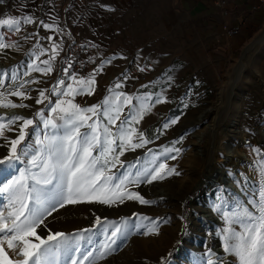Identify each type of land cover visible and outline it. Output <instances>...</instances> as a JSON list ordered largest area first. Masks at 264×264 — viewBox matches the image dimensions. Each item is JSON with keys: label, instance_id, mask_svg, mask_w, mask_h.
<instances>
[{"label": "rangeland", "instance_id": "obj_1", "mask_svg": "<svg viewBox=\"0 0 264 264\" xmlns=\"http://www.w3.org/2000/svg\"><path fill=\"white\" fill-rule=\"evenodd\" d=\"M195 3L194 0H12L6 5L0 1V18L30 16L34 21L32 24L22 23L19 33L0 28L4 42L17 46L0 49V64L4 67L0 75L6 74L5 87L0 91L7 95L21 82L39 81L26 85L24 91L29 99L7 95L12 103H24L28 107L0 108V118H3L0 123H7L16 115L34 121L26 141L20 146L29 148V156L24 157V162L18 163L15 169L0 171V186L12 175H18L19 168L30 167L26 161L38 150L37 139L43 140L46 133L54 131L51 127H44L43 119L52 118L55 123H62L57 119V113H51V107L55 106L58 98H73L53 94L52 89L59 80H63L59 72L72 40H77L82 49L85 72L68 66L65 83L59 86L58 91L68 84L79 87L76 80L88 79L95 74L93 94L76 95L74 103L89 107L101 104L106 96L122 92L133 97L131 104H122L120 115L124 119L139 108L136 97H152L145 101L150 106L154 105L150 112L139 124L132 125L145 133L150 143L134 151H126L120 157L124 166H109V174L115 179L128 171L134 174L145 166L150 169L157 167L161 162L167 166L163 179L127 185L129 191L139 193L151 203L125 200L112 206L95 202L69 204L48 216L46 227L37 229L38 234L46 237L51 231L75 236L90 229V232H83L86 239L81 241V248L93 250L114 230L107 222H115L121 226L123 235L113 245L111 255L97 264H129L125 257H129L132 264H162V261L165 264H207L209 255L216 261L210 248L213 231L215 247L219 246L226 258L223 264H236V258L225 253L221 237L228 227L236 231L240 228L236 224L229 225L224 213L245 207L255 211L248 202L258 201L264 181L260 175L264 145L258 144L259 130L264 127V21L242 34L240 42L214 43L213 38L206 34L207 30L202 29L201 22L193 16ZM53 45H59L58 54L50 60L54 55ZM44 60H50L53 68L50 74L29 72V63L34 62L43 68ZM98 68L101 70L96 72ZM13 69L16 81L11 79ZM4 70L7 72L3 73ZM26 72L29 74L25 75ZM117 83L120 88H116ZM42 89L47 90L48 99L37 104ZM157 96L165 102L156 104ZM6 110L13 112L4 116L2 112ZM203 110L205 114L198 119ZM37 112L42 113L43 119L36 115ZM176 117H179L178 122L164 129L163 125ZM235 117L236 125L228 129L229 122ZM100 120L102 124L107 123L102 115ZM20 123L15 122L6 130L5 135L9 139L16 138ZM112 131L115 132L116 128L112 127ZM245 133L253 139L251 147L240 144ZM194 134L199 135L201 141H196ZM228 141L251 156V161L240 163L239 177L233 179L235 185L246 189L248 205L236 203L234 195L223 201L225 207L214 204L211 209L219 216L220 223L211 228L210 223L199 218L206 197L197 192V185L205 173L208 176V170L214 171L212 166L216 168L224 162L220 148ZM133 142L139 141L135 139ZM195 145L200 146V154L194 150ZM166 148L181 151L166 153ZM8 150V142L0 138V157L7 155ZM153 155L157 157L155 165L148 163ZM129 164L135 167L129 170ZM206 165L210 167L206 168ZM172 169L178 174L168 175ZM187 195L192 196L195 205L190 212L185 204ZM7 203V195L0 193V211L5 214ZM97 217L101 219V225L96 224ZM151 221L157 222L158 234L143 235L153 227ZM89 236L91 244L87 243ZM71 255L79 257V253ZM11 257L13 260L21 258L16 252ZM64 261L61 256L60 264Z\"/></svg>", "mask_w": 264, "mask_h": 264}, {"label": "snow or ice", "instance_id": "obj_2", "mask_svg": "<svg viewBox=\"0 0 264 264\" xmlns=\"http://www.w3.org/2000/svg\"><path fill=\"white\" fill-rule=\"evenodd\" d=\"M33 22L30 16H24L22 19L7 16L0 18V28L19 33L22 23L32 24ZM43 27L50 28L51 26L43 25ZM16 47L14 43L4 42V36L0 35V49ZM58 48L59 45H53L54 55L50 60L58 54ZM41 54H43V49H41ZM50 60L42 62L45 65L43 68L34 62L29 63L27 65L29 72L38 71L45 75L50 74L53 71ZM69 66H71L70 62ZM100 70L98 68L96 72ZM140 70L144 71V69ZM64 72L68 74L67 69H64ZM5 75H0V88L5 87ZM11 79L16 81L15 69H13ZM28 83H39V81L21 82L18 87L14 86V90L8 92L7 95L20 97L23 100L29 99L24 91ZM64 83V80H59L57 86L52 89L53 94L73 99L58 98L55 106L50 110L51 113L58 114L57 119L62 123H55L52 118L43 119L41 112L36 113L43 119L44 127L46 129L51 127L54 131L51 134L46 133L43 140L37 139L36 143L39 148L26 161L30 167L19 168L18 175H12L0 186V193H5L8 200L5 206L7 214L0 211V264H60L61 256L65 258L64 264H97L114 250L113 245L123 235L121 226L116 225L115 222H107L114 230L93 250H82L81 248V241L86 239L83 232H90V229H85L75 236L49 231L46 237L38 234L37 229L42 226L46 227L47 217L58 208L69 204L95 202L112 206L117 203L122 204L125 200L149 204L151 202L143 199L139 193L129 191L127 185H139L144 181L152 183L156 179L165 178L163 173L167 166L163 162L151 169L145 166L143 170L138 169L134 174L128 171L115 179L109 174L111 171L109 166L115 167L118 164L121 167L124 166L120 157L126 151H134L150 143L145 133L132 127L133 124H139L154 106L145 102L152 99L150 95L136 97L139 101V108L121 119L122 104H131L133 97L118 92L114 96H106L101 104L81 107L73 100L76 95L93 94L95 74L88 79L76 80L75 83L79 87L68 84L63 90L58 91L59 86ZM120 87L121 85L117 83L116 88ZM46 91L45 89L39 91L37 104L48 99ZM109 92L112 93L113 89L110 88ZM7 95L0 91V108L28 107L24 103H12L7 99ZM164 102L161 97L157 96L156 104ZM101 115L107 121L106 124L101 123ZM178 120L179 117H176L166 122L163 125L164 129H167L170 124H176ZM117 121H119L118 125ZM15 122H21L18 135L15 139H9L5 132ZM33 125L32 119L19 115L10 118L7 123H0V138L9 144L7 155L0 157V171L15 169L18 163L24 162V157L29 156V148L20 146L26 141L29 135L28 130ZM110 126L115 127L116 131H112ZM81 129H87V131H81ZM135 139L139 142L134 143ZM164 151L179 153L181 150L166 148ZM253 151L258 152L259 149H253ZM148 163L155 165L157 157L153 155ZM127 167L131 170L135 165L129 164ZM32 169H38V171H32ZM167 174L178 173L172 169ZM260 175L264 177V163L260 165ZM248 203L252 204L255 211H250L245 207L238 211L224 213L229 225L236 224L240 228L239 231L232 227L224 229L221 237L224 241V251L236 258V264H264V181L261 183L258 201ZM216 210H220L219 206ZM143 219L148 220L149 218L144 217ZM151 223L153 227H149L143 235L158 234L157 222L151 221ZM96 224L101 225L99 217L96 218ZM87 243H92L91 236L87 237ZM13 252L21 258L13 260L11 257ZM71 253H79V257ZM162 264L165 262L162 261ZM207 264H217V262L210 258Z\"/></svg>", "mask_w": 264, "mask_h": 264}, {"label": "bare ground", "instance_id": "obj_3", "mask_svg": "<svg viewBox=\"0 0 264 264\" xmlns=\"http://www.w3.org/2000/svg\"><path fill=\"white\" fill-rule=\"evenodd\" d=\"M3 69L4 67L0 64V71ZM5 72L7 71L4 70L3 73ZM12 112H13L12 110H6V111H3L2 113L4 114V116H9L11 115ZM204 114H205L204 110L201 111L198 119H200V117L203 116ZM236 123H237V118L235 117L229 122L228 129H230L231 127L234 128ZM259 135H260V138H259L258 144L264 145V127L259 130ZM193 136L195 137L196 141H201L200 140L201 138L199 135L194 134ZM215 136H217L216 131H215ZM220 149L222 151L224 162L220 163L216 168L212 166L214 171L212 169L208 170V173H207L208 176H206V173H205L206 178H204V180L199 181V184L197 185L199 186L198 188L197 186L195 187L197 188L198 193L203 194L204 197H206L204 206L200 208V213H201V215L199 216L200 221L204 223H210L211 225H213L214 228L218 226V224L220 223L219 216L216 213H214L211 209L214 204L221 205V206H223L224 204L226 205V203H224L223 201L225 202L228 201L230 195H234L236 197V200H235L236 203H239L244 206L248 205L247 199L245 196L246 189L243 186L235 185L233 183V179H236L239 177L238 168L240 167V163L242 161L244 162L251 161V156L248 152L239 151L238 148L229 141L226 142V144H224L223 146H221ZM194 150L197 151L198 154H200L201 152V148L198 145H195ZM224 180H226V182ZM200 185H204V186H200ZM227 185H229L232 189L226 188ZM187 199L185 201V204L187 205L188 212H190L191 209L195 207V205H194L191 195H187ZM189 223L191 224L192 222L189 221ZM213 233L214 232L212 231V234L210 235L211 236L210 248L214 256H216L215 254V251H216L223 258L224 254L222 253L221 249H218L215 247L216 242H215V237ZM210 258L213 259V257L209 255L207 261ZM125 259L126 261H128L129 264H132V261L129 257L128 258L125 257ZM221 261L224 262L226 260L222 259L220 260V262ZM120 263L125 264L124 262H120Z\"/></svg>", "mask_w": 264, "mask_h": 264}, {"label": "crops", "instance_id": "obj_4", "mask_svg": "<svg viewBox=\"0 0 264 264\" xmlns=\"http://www.w3.org/2000/svg\"><path fill=\"white\" fill-rule=\"evenodd\" d=\"M194 15L215 42H240L242 34L264 21V2L261 0H194ZM75 4V3H74ZM238 28L227 37L226 30Z\"/></svg>", "mask_w": 264, "mask_h": 264}, {"label": "built area", "instance_id": "obj_5", "mask_svg": "<svg viewBox=\"0 0 264 264\" xmlns=\"http://www.w3.org/2000/svg\"><path fill=\"white\" fill-rule=\"evenodd\" d=\"M2 3L9 5L11 3L12 0H0ZM262 2H264V0H261ZM238 28H232L230 30H226L225 31V35L227 37L229 36H233L235 34L238 33ZM71 63V68L75 69V70H80L82 72H85V68L83 66V53H82V49L79 45V43L77 42V40H72L71 43L68 45L67 47V52H66V56L62 61V69L61 72H59V77L60 79H66V74L64 72V69L68 68V63ZM68 70V69H67ZM252 137L248 134H244L243 138H241L240 144L242 147H251L252 145Z\"/></svg>", "mask_w": 264, "mask_h": 264}, {"label": "water", "instance_id": "obj_6", "mask_svg": "<svg viewBox=\"0 0 264 264\" xmlns=\"http://www.w3.org/2000/svg\"><path fill=\"white\" fill-rule=\"evenodd\" d=\"M209 166L210 165H206V168H209ZM214 173H216V172H214ZM215 175V174H214ZM204 178H206V176L204 175ZM214 179V178H213ZM204 180V179H203ZM213 181V180H212ZM225 182H226V180H224ZM226 188H229V189H232L229 185H227L226 186ZM225 205V204H224ZM222 206V207H225V206ZM211 228H213V225H211ZM217 248L218 249H220V247L219 246H217ZM217 250V249H216ZM215 254H216V256L214 257V259L216 260V262L219 260H222V259H225L226 260V258L223 256V258H222V256L221 255H219L216 251H215ZM222 258V259H221Z\"/></svg>", "mask_w": 264, "mask_h": 264}]
</instances>
